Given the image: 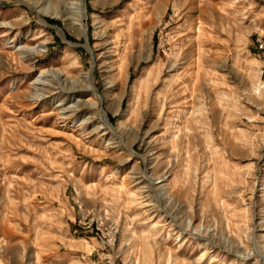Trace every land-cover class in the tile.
I'll return each instance as SVG.
<instances>
[{
	"label": "rangeland",
	"instance_id": "1",
	"mask_svg": "<svg viewBox=\"0 0 264 264\" xmlns=\"http://www.w3.org/2000/svg\"><path fill=\"white\" fill-rule=\"evenodd\" d=\"M0 264H264V0H0Z\"/></svg>",
	"mask_w": 264,
	"mask_h": 264
},
{
	"label": "bare ground",
	"instance_id": "2",
	"mask_svg": "<svg viewBox=\"0 0 264 264\" xmlns=\"http://www.w3.org/2000/svg\"><path fill=\"white\" fill-rule=\"evenodd\" d=\"M50 6V9H51V14H56V9L55 8H53L51 5H49ZM49 6H48V8H49ZM84 19H85V13H84V10L82 9V17H81V21L82 22H84ZM82 32L84 33V24H83V30H82Z\"/></svg>",
	"mask_w": 264,
	"mask_h": 264
},
{
	"label": "built area",
	"instance_id": "3",
	"mask_svg": "<svg viewBox=\"0 0 264 264\" xmlns=\"http://www.w3.org/2000/svg\"><path fill=\"white\" fill-rule=\"evenodd\" d=\"M259 48H260V49H263V45H262V44H260V45H259Z\"/></svg>",
	"mask_w": 264,
	"mask_h": 264
}]
</instances>
